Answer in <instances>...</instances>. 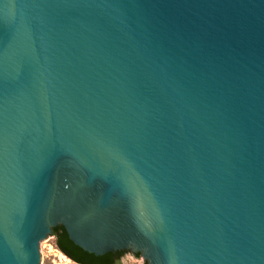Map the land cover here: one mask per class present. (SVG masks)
Returning a JSON list of instances; mask_svg holds the SVG:
<instances>
[{"label": "water", "instance_id": "95a60500", "mask_svg": "<svg viewBox=\"0 0 264 264\" xmlns=\"http://www.w3.org/2000/svg\"><path fill=\"white\" fill-rule=\"evenodd\" d=\"M58 224L264 264V0H0V264Z\"/></svg>", "mask_w": 264, "mask_h": 264}, {"label": "trees", "instance_id": "16d2710c", "mask_svg": "<svg viewBox=\"0 0 264 264\" xmlns=\"http://www.w3.org/2000/svg\"><path fill=\"white\" fill-rule=\"evenodd\" d=\"M50 235L55 237L57 248L68 256L73 261V264H114V261H118L121 257L119 254L113 258L112 252L96 256L83 250L70 240L65 228L60 224L52 228Z\"/></svg>", "mask_w": 264, "mask_h": 264}, {"label": "rangeland", "instance_id": "374dc122", "mask_svg": "<svg viewBox=\"0 0 264 264\" xmlns=\"http://www.w3.org/2000/svg\"><path fill=\"white\" fill-rule=\"evenodd\" d=\"M39 257V264H73V261L57 248L55 237L52 235H47L40 241ZM117 264H148V262L142 255L125 251Z\"/></svg>", "mask_w": 264, "mask_h": 264}, {"label": "flooded vegetation", "instance_id": "af4514ba", "mask_svg": "<svg viewBox=\"0 0 264 264\" xmlns=\"http://www.w3.org/2000/svg\"><path fill=\"white\" fill-rule=\"evenodd\" d=\"M61 225V224H60ZM125 251H130V252H132V253H134L135 255H142L140 252H138V251H134V250H132V249H126V250H116V251H112V253H113V258H115L117 255H119L120 254V256L122 257V255L124 254V252ZM120 252V253H119ZM120 257V258H121ZM145 259V258H144ZM120 260V259H119ZM118 260V261H119ZM117 260L116 261H114L115 263L114 264H117V262H118Z\"/></svg>", "mask_w": 264, "mask_h": 264}]
</instances>
